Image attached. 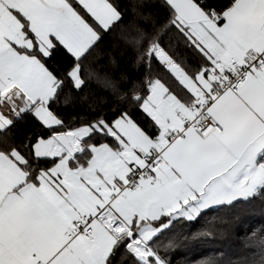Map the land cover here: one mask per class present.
Here are the masks:
<instances>
[{
  "label": "snow or ice",
  "instance_id": "snow-or-ice-1",
  "mask_svg": "<svg viewBox=\"0 0 264 264\" xmlns=\"http://www.w3.org/2000/svg\"><path fill=\"white\" fill-rule=\"evenodd\" d=\"M255 208L264 0H0V264H172Z\"/></svg>",
  "mask_w": 264,
  "mask_h": 264
},
{
  "label": "trees",
  "instance_id": "trees-1",
  "mask_svg": "<svg viewBox=\"0 0 264 264\" xmlns=\"http://www.w3.org/2000/svg\"><path fill=\"white\" fill-rule=\"evenodd\" d=\"M212 223L220 230L211 244L203 243L204 238L192 239V233L204 227L203 224L195 228L186 229L179 237L180 247L170 253L172 264H190V261L198 259L204 255L215 253L221 250H230L240 246V238L246 232L264 223V216L260 214V209H252L247 214H242L236 218V213H232L221 219L217 217ZM187 237V239H185Z\"/></svg>",
  "mask_w": 264,
  "mask_h": 264
}]
</instances>
